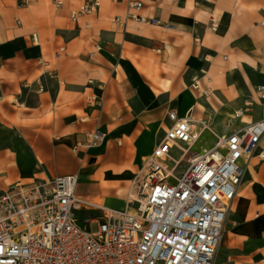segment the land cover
<instances>
[{
  "label": "crops",
  "instance_id": "crops-1",
  "mask_svg": "<svg viewBox=\"0 0 264 264\" xmlns=\"http://www.w3.org/2000/svg\"><path fill=\"white\" fill-rule=\"evenodd\" d=\"M84 1L57 7L52 0L27 6L0 0V193L17 183L79 174L78 167L87 168L84 143L96 129L130 141L113 148L122 165L105 163L99 181L108 185L110 170L122 176L136 168L141 146L148 148L140 136L152 117L153 76L165 86V104L181 115L208 104L211 112L238 108L240 115L254 105L256 112L245 115L250 122L261 116L264 0H141V9L103 0L98 11L74 21L71 13ZM257 161L252 167L264 186V160ZM253 189L248 195L258 199ZM262 226L264 215L254 223L259 234ZM257 245L264 253V230Z\"/></svg>",
  "mask_w": 264,
  "mask_h": 264
},
{
  "label": "built area",
  "instance_id": "built-area-1",
  "mask_svg": "<svg viewBox=\"0 0 264 264\" xmlns=\"http://www.w3.org/2000/svg\"><path fill=\"white\" fill-rule=\"evenodd\" d=\"M33 1L15 3L27 6ZM52 1L63 6V0ZM127 1L135 9L144 5L141 0ZM102 3L85 0L71 18L78 21ZM132 16L161 24L142 14ZM116 20L122 22L120 16ZM261 25L264 28V21ZM258 92L261 116L202 150L192 151L200 136L189 115L169 110L165 136L144 159V175L130 185L123 209L82 199L79 174L30 186L17 183L1 191L0 264H215L240 185L255 160H264V84ZM2 101L0 94V106ZM202 127L205 131L208 126ZM106 137L96 129L84 145L91 149ZM185 160L188 165L180 169ZM93 210L99 212L89 219L82 215Z\"/></svg>",
  "mask_w": 264,
  "mask_h": 264
},
{
  "label": "rangeland",
  "instance_id": "rangeland-1",
  "mask_svg": "<svg viewBox=\"0 0 264 264\" xmlns=\"http://www.w3.org/2000/svg\"><path fill=\"white\" fill-rule=\"evenodd\" d=\"M121 72L122 68L119 69V73ZM152 79L153 101L149 109L152 117L149 122L143 125L144 132L140 136L142 142L147 143L148 148L145 149L141 146L143 153L139 162L140 164L131 170L127 168L130 171L125 172L126 174H130L131 172L137 180L141 179L144 175V170L141 169L144 164V159L151 154L154 146L164 138L165 129L168 124L167 113L173 109V107H169L168 103L165 104L168 94L166 92H160L161 90H165V86L156 84L157 77L153 76ZM204 95L206 96L207 94ZM251 106L250 111H245L246 114L256 112L254 105ZM209 109L210 106L208 104L197 105V109L195 110L199 114L197 117L202 119L208 127L192 147V151L210 147L219 136L226 134L233 127L242 125L244 122L241 121V118L247 122H250L252 119L251 116H246L245 113L240 115L236 111L238 108L225 107L215 113ZM234 114L238 115V117L233 118L232 116ZM103 130L107 134V137L98 144L97 149L92 150L91 148V150H88L87 160L85 161V167L87 168L78 167L77 169V172L80 174V184H82L81 190H84L87 185L90 188L89 194L93 197H104L107 199V205L124 208L125 196L133 181L131 179H115L106 185L96 178V173L109 169V165H105L109 158L107 157V153L101 150L102 148L113 147L114 149H118L129 144L130 141L120 135L112 134L106 128ZM175 152L179 154L180 150L176 149ZM261 162L257 161L256 165L258 166ZM187 165L188 160H185L180 169ZM112 166L116 169L119 168L118 165ZM251 169L252 176H250V172L247 173L243 182V185L247 186V189H243L244 186H242L230 210L224 230L227 232L228 242L225 246L219 247L215 264H264V253L256 250L258 247L257 243L262 242L264 227L262 226L260 228L261 234L254 227L256 219L264 215V186L255 168L252 167ZM252 186L256 191L258 199L251 197L253 191L250 192L251 195H248ZM90 212L96 213L99 211L93 210ZM90 212H82V215L89 219L87 216L91 214ZM97 229L98 224H93V230L96 231Z\"/></svg>",
  "mask_w": 264,
  "mask_h": 264
},
{
  "label": "bare ground",
  "instance_id": "bare-ground-1",
  "mask_svg": "<svg viewBox=\"0 0 264 264\" xmlns=\"http://www.w3.org/2000/svg\"><path fill=\"white\" fill-rule=\"evenodd\" d=\"M194 111H195V108L191 107L185 113L189 115L192 127H193L196 135L201 136L204 133V130H203V127H202V125L204 124V121L202 119L196 117V116H193L194 115ZM192 113H193V115H192ZM233 117H236V115H234ZM97 148H98V146L93 147V149H97ZM101 150L103 152L107 153V157L109 158L108 162H106V163L122 165L120 163V161L118 160L119 157L113 151V147H109V148L108 147L107 148L104 147ZM126 173H124V174H126ZM124 174L122 176H118V175L114 174V170H110L107 173V175H106L105 181L109 182V181L115 180V179H117V180H121V179H123V180H127L128 179L129 180V179H131L132 181H134V180L137 179V178H135L132 175L131 172H130V174H126V175H124ZM81 189H82V184H80L79 188H78L79 196L82 199L87 200V201H89L91 203H96V204H100V205H106L107 204V199L106 198L100 197V196H94L93 197L91 194H89V191H90L89 186L86 185L84 190H81ZM227 238H228L227 232L224 231L220 246H225V244L228 242ZM6 264H8V262H6Z\"/></svg>",
  "mask_w": 264,
  "mask_h": 264
}]
</instances>
